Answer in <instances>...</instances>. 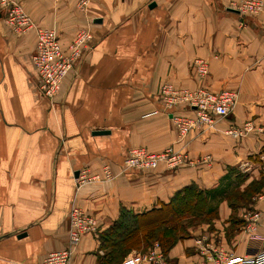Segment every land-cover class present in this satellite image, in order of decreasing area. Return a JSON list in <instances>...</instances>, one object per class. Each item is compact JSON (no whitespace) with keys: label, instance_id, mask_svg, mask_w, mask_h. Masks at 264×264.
Here are the masks:
<instances>
[{"label":"crops","instance_id":"obj_1","mask_svg":"<svg viewBox=\"0 0 264 264\" xmlns=\"http://www.w3.org/2000/svg\"><path fill=\"white\" fill-rule=\"evenodd\" d=\"M241 1L88 0L83 8L80 0H24L64 49L79 31L91 34L52 101L38 91L36 31L14 33L0 6V264H35L64 249L73 205L96 218L98 231L82 237L71 264H105L101 237L124 214H147L188 187L216 216L164 253L172 264L204 263L209 248L237 256L264 250V11L228 10ZM197 59L209 66L205 78ZM165 83L231 90L238 101L214 127L180 141L160 98ZM247 124L241 138L225 134ZM134 147L187 151L194 165L125 171ZM250 214L259 215L258 238L247 230Z\"/></svg>","mask_w":264,"mask_h":264},{"label":"built area","instance_id":"obj_2","mask_svg":"<svg viewBox=\"0 0 264 264\" xmlns=\"http://www.w3.org/2000/svg\"><path fill=\"white\" fill-rule=\"evenodd\" d=\"M24 0H0V6L4 13V21L10 29L24 35L30 31H36L37 44L32 60L38 75V91L50 101L59 93L60 86L65 78L74 70L81 60L87 44L91 39L89 31L81 30L68 49H64L59 33L55 29L38 26L24 9ZM88 0H80L84 8ZM233 9L239 11L242 17L256 16L264 11L263 0H243ZM194 68L199 77L205 78L209 74L208 64L197 59ZM160 98L171 115L179 140L183 141L192 131L200 127H214L217 119L228 117L234 110L238 93L231 90L212 92L208 89L198 88L178 89L169 83L161 87ZM179 110L194 113V115L181 114ZM252 130L247 124L244 128H232L226 131V135L241 138ZM164 165L169 170H176L183 166H193L194 162L187 151L176 150L169 147L161 152H152L142 147L131 148L124 160V170L148 171ZM107 179L113 178L111 170H104ZM82 182L90 178L86 172L78 177ZM95 179V178H92ZM247 230L251 238H258L255 234L259 223L258 214H250ZM98 231L95 217L86 211L73 205L69 214V239L64 249L48 253L43 260L35 264H71L73 254L82 237L86 234H94ZM261 238V237H260ZM201 243V241H200ZM207 251V252H206ZM203 250L205 262L200 264H264V250H260L249 256H237L229 254L220 248ZM122 264H172L156 244L146 253H133L126 257Z\"/></svg>","mask_w":264,"mask_h":264},{"label":"trees","instance_id":"obj_3","mask_svg":"<svg viewBox=\"0 0 264 264\" xmlns=\"http://www.w3.org/2000/svg\"><path fill=\"white\" fill-rule=\"evenodd\" d=\"M204 194L188 187L169 204L143 215L124 214L111 230L101 237L108 255L120 248L138 249L141 244H159L163 253L185 238L183 221L207 206ZM149 247V245H148ZM152 247V246H151ZM110 257V256H109ZM108 263V262H107ZM105 263V264H107Z\"/></svg>","mask_w":264,"mask_h":264},{"label":"rangeland","instance_id":"obj_4","mask_svg":"<svg viewBox=\"0 0 264 264\" xmlns=\"http://www.w3.org/2000/svg\"><path fill=\"white\" fill-rule=\"evenodd\" d=\"M208 207L205 206L203 208V210L197 211L193 214V217L183 221V228H185V235H189L190 231L194 228L197 227L200 224H204V223H212V218H214L216 216V212H212L210 215H207V210ZM186 236V237H187ZM149 245V247H148ZM151 246L153 247L154 244H141L140 247H138V249H127V248H120L119 251H114L110 256L109 260L106 262L107 264H122V262L124 261V259L126 257H128L131 254H135V253H146ZM103 250L104 253H108L109 251L108 249L104 248L103 245Z\"/></svg>","mask_w":264,"mask_h":264},{"label":"water","instance_id":"obj_5","mask_svg":"<svg viewBox=\"0 0 264 264\" xmlns=\"http://www.w3.org/2000/svg\"><path fill=\"white\" fill-rule=\"evenodd\" d=\"M155 6V4L153 3L152 5H150V7H154ZM229 11H231V12H233V13H236V14H239V11L238 10H236V9H228ZM95 135H105V134H108V131H96L95 133H94ZM75 176L76 177H78L79 176V173L78 172H76L75 173ZM25 235H19V238H22V237H24Z\"/></svg>","mask_w":264,"mask_h":264}]
</instances>
